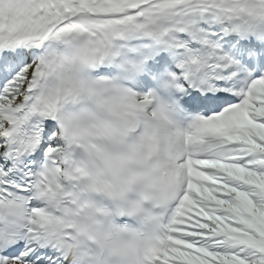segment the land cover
<instances>
[{
  "label": "snow or ice",
  "instance_id": "1",
  "mask_svg": "<svg viewBox=\"0 0 264 264\" xmlns=\"http://www.w3.org/2000/svg\"><path fill=\"white\" fill-rule=\"evenodd\" d=\"M0 264H264V0H0Z\"/></svg>",
  "mask_w": 264,
  "mask_h": 264
}]
</instances>
